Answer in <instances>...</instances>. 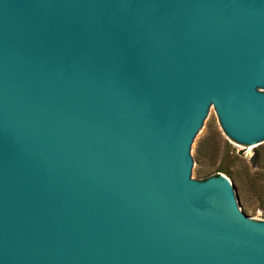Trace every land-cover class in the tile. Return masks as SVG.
<instances>
[{"label": "water", "instance_id": "1", "mask_svg": "<svg viewBox=\"0 0 264 264\" xmlns=\"http://www.w3.org/2000/svg\"><path fill=\"white\" fill-rule=\"evenodd\" d=\"M264 0H0V264H264L195 138L264 137Z\"/></svg>", "mask_w": 264, "mask_h": 264}, {"label": "rangeland", "instance_id": "2", "mask_svg": "<svg viewBox=\"0 0 264 264\" xmlns=\"http://www.w3.org/2000/svg\"><path fill=\"white\" fill-rule=\"evenodd\" d=\"M218 176L229 180L238 214L264 224V137L249 142L231 133L215 105L195 138V167L189 179L204 184Z\"/></svg>", "mask_w": 264, "mask_h": 264}, {"label": "bare ground", "instance_id": "3", "mask_svg": "<svg viewBox=\"0 0 264 264\" xmlns=\"http://www.w3.org/2000/svg\"><path fill=\"white\" fill-rule=\"evenodd\" d=\"M250 145L252 146V145H254V143H252V144H250ZM251 146H250V148H251ZM224 178L226 179L227 182H229V180H228L226 177H224ZM228 184H229V183H228Z\"/></svg>", "mask_w": 264, "mask_h": 264}]
</instances>
